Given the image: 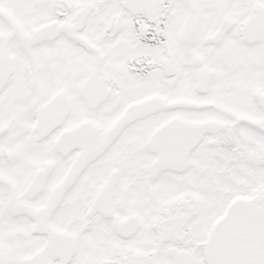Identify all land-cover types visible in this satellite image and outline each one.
<instances>
[{
  "label": "snow or ice",
  "instance_id": "snow-or-ice-1",
  "mask_svg": "<svg viewBox=\"0 0 264 264\" xmlns=\"http://www.w3.org/2000/svg\"><path fill=\"white\" fill-rule=\"evenodd\" d=\"M0 264H264V0H0Z\"/></svg>",
  "mask_w": 264,
  "mask_h": 264
}]
</instances>
